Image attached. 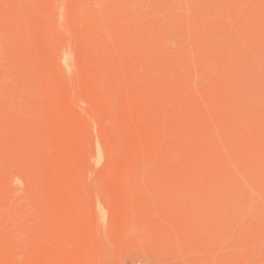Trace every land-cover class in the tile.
Wrapping results in <instances>:
<instances>
[{
  "label": "rangeland",
  "instance_id": "rangeland-1",
  "mask_svg": "<svg viewBox=\"0 0 264 264\" xmlns=\"http://www.w3.org/2000/svg\"><path fill=\"white\" fill-rule=\"evenodd\" d=\"M0 264H264V0H0Z\"/></svg>",
  "mask_w": 264,
  "mask_h": 264
},
{
  "label": "bare ground",
  "instance_id": "bare-ground-1",
  "mask_svg": "<svg viewBox=\"0 0 264 264\" xmlns=\"http://www.w3.org/2000/svg\"><path fill=\"white\" fill-rule=\"evenodd\" d=\"M214 178V177H213ZM213 180V179H212ZM211 183V182H210ZM214 184V183H213Z\"/></svg>",
  "mask_w": 264,
  "mask_h": 264
}]
</instances>
